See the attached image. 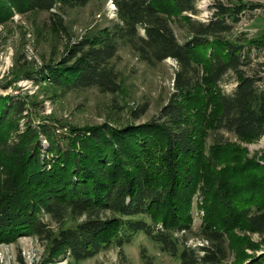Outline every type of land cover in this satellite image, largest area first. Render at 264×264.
Listing matches in <instances>:
<instances>
[{
    "label": "trees",
    "instance_id": "1",
    "mask_svg": "<svg viewBox=\"0 0 264 264\" xmlns=\"http://www.w3.org/2000/svg\"><path fill=\"white\" fill-rule=\"evenodd\" d=\"M89 1L0 0V15L6 5L42 11ZM113 2L115 24L72 42L46 65L42 80L64 89L115 92L118 74L111 60L124 41L148 62L173 58L174 90L156 117L136 120L147 109L143 104L132 111L133 122L118 126H71L43 116L34 123L25 98L1 96L0 240L33 234L48 239L51 257L64 255V264H79L143 233L162 251L178 255L179 264H229L224 240L233 229L257 232L264 241V165L233 156L229 141L215 137L209 148L205 142L220 128L241 139L264 134V92L243 69L252 46L228 35L247 6L217 1L210 18L199 21L183 14L197 11L195 0ZM170 12L187 24L183 42L169 24ZM249 43L264 48V41ZM228 71L236 83L227 93L220 80ZM197 195L201 232L210 240L199 246L201 254L175 234L189 229ZM44 213L60 224L56 231ZM241 236L243 248L256 249ZM263 261L264 253H241L236 264ZM16 264L26 263L19 255Z\"/></svg>",
    "mask_w": 264,
    "mask_h": 264
},
{
    "label": "rangeland",
    "instance_id": "2",
    "mask_svg": "<svg viewBox=\"0 0 264 264\" xmlns=\"http://www.w3.org/2000/svg\"><path fill=\"white\" fill-rule=\"evenodd\" d=\"M111 1L90 0L83 6L54 7L42 11H21L6 5L0 15V97L25 98L34 123L43 116L71 126L104 122L113 126L125 125L135 120L132 111L143 104L147 109L136 120L145 122L156 117L174 90L176 61L167 57L148 62L124 41H119L116 56L111 60L118 74L119 89L115 92L101 91L96 86L64 89L47 79L42 80L46 65L63 56L72 42L87 34H99L115 24L116 6ZM217 1L225 5L245 3L247 6L239 14V20L233 23L228 33L230 37L245 38L244 42L249 47L254 46L249 40L264 41V0H195L197 11L183 14L207 21ZM250 4L256 6L250 8ZM58 17L62 19L61 24L57 22ZM168 17L178 41H185L188 29L183 17H176L171 12ZM251 48L254 50L251 51V61L243 69L245 74L258 78L256 86L264 92V48ZM234 78L231 71L223 75L220 86L224 92L233 90ZM210 134L205 140L207 148L216 137L231 142L236 149L233 156L256 159L264 165V134L255 139H241L223 128ZM40 139L43 149H46L48 142L42 135ZM198 201V195L193 197L189 229L175 234L180 242L201 254L199 246H209L210 240L201 232L202 210L197 205ZM42 219L53 232L60 225L46 213ZM242 234L253 241L256 249L242 247ZM48 246V239L33 234L0 240V264H16L19 255L26 264H64V255L51 257ZM224 248L225 260L236 264L241 253L255 257L264 253V241L257 232L235 228L225 236ZM260 263L264 264V261ZM79 264H179V256L162 251L156 242L143 233H137L130 242L103 249L79 261Z\"/></svg>",
    "mask_w": 264,
    "mask_h": 264
},
{
    "label": "bare ground",
    "instance_id": "3",
    "mask_svg": "<svg viewBox=\"0 0 264 264\" xmlns=\"http://www.w3.org/2000/svg\"><path fill=\"white\" fill-rule=\"evenodd\" d=\"M111 1V0H110ZM112 2V1H111ZM113 3V2H112ZM253 47V46H252ZM260 47V46H259ZM248 48V47H247ZM260 49V48H259ZM250 50V49H249ZM251 51L253 52L254 50H253V48H251ZM251 52V53H252ZM263 52V51H262ZM252 55V54H251ZM256 56V55H255ZM251 58H252V56H251ZM255 60V59H254ZM264 61V60H263ZM264 63V62H263ZM233 86H235V83L233 84Z\"/></svg>",
    "mask_w": 264,
    "mask_h": 264
}]
</instances>
